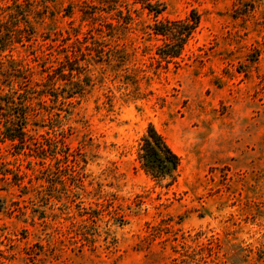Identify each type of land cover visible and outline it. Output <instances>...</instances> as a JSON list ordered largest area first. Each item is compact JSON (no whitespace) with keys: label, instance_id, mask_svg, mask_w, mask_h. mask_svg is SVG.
I'll return each mask as SVG.
<instances>
[{"label":"rangeland","instance_id":"1","mask_svg":"<svg viewBox=\"0 0 264 264\" xmlns=\"http://www.w3.org/2000/svg\"><path fill=\"white\" fill-rule=\"evenodd\" d=\"M147 1L0 0L25 27L0 61L52 94L27 147L1 120L0 264H264V0ZM191 12L163 60L153 24ZM150 126L180 158L172 182L141 166Z\"/></svg>","mask_w":264,"mask_h":264},{"label":"trees","instance_id":"2","mask_svg":"<svg viewBox=\"0 0 264 264\" xmlns=\"http://www.w3.org/2000/svg\"><path fill=\"white\" fill-rule=\"evenodd\" d=\"M160 1L155 0L151 3V0H149L144 3V7L157 17L163 10L162 2ZM19 14V6H16V9L8 15H2L0 32H4L3 36H0L1 52L13 49L8 47L9 43L12 46V44L22 41L21 36L17 34L25 27L24 24L18 25L21 23ZM127 15L128 19L131 20V14L128 12ZM5 18L16 19L18 24L11 25V20H8L6 24ZM198 20L196 13L191 12L190 16L185 19L164 20L153 24L152 33L164 37L165 44L159 48V57L169 62L181 56L187 41L194 33ZM7 57V61H0V124L3 122L1 121L3 117L5 120L2 124L3 139L10 141L12 145L21 146L22 148L27 147L31 140L28 131V121L33 109H35L34 107L37 105V99L42 100L43 97H50L52 94L46 91L48 87L45 84L29 86L28 74L25 76L22 67L15 65L11 55H7ZM58 69H60L59 66L53 68L51 74H49L50 72L47 73L49 81L52 82L51 84H54L57 78L62 77L57 74ZM73 70L71 69L69 72ZM9 80L12 84H9L11 83ZM4 81H7V84H4ZM74 94L80 95V92L70 91V95L66 96L65 99L73 97ZM139 158L142 162V168L152 178L157 180L170 179L171 182L175 180L177 169L180 165V158L153 126L148 128L146 135L142 139Z\"/></svg>","mask_w":264,"mask_h":264}]
</instances>
